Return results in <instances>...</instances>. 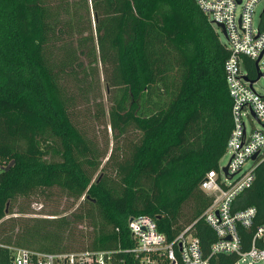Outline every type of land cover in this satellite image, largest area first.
I'll return each mask as SVG.
<instances>
[{
	"label": "trees",
	"instance_id": "16d2710c",
	"mask_svg": "<svg viewBox=\"0 0 264 264\" xmlns=\"http://www.w3.org/2000/svg\"><path fill=\"white\" fill-rule=\"evenodd\" d=\"M89 1L94 28L77 21L87 0H0V264H11L7 246L46 252L129 246L127 218L136 215L150 217L171 240L183 228L188 201L186 221L197 219L195 234L209 255L215 234L201 214L213 196L199 182L217 168L232 128L227 48L195 0ZM244 59L254 78L253 62ZM98 63L111 65L107 82L117 87L107 112L111 129L117 136L129 126L141 133L119 173V192L105 175L93 179L104 152L71 120L62 83L75 81L85 96ZM52 187L87 203L73 214L72 221L86 218L91 226L79 249L65 216L5 218L17 197ZM234 206L256 208L250 227L237 226L245 251L264 226V161ZM236 259L218 253L209 263Z\"/></svg>",
	"mask_w": 264,
	"mask_h": 264
},
{
	"label": "built area",
	"instance_id": "2783aa9c",
	"mask_svg": "<svg viewBox=\"0 0 264 264\" xmlns=\"http://www.w3.org/2000/svg\"><path fill=\"white\" fill-rule=\"evenodd\" d=\"M195 2L210 24L219 27L225 38L223 44L228 56L223 71L231 101L232 128L225 150L229 158L223 166L218 164L216 169L208 170L199 182L200 189L213 196L201 214L215 234L209 255H204L195 234L197 219L183 226L168 240L150 217L136 215L127 218L129 246L56 252L7 246L11 264H210L209 257L218 253L235 255L237 259L232 264L264 260V226L256 229L250 247L245 251L241 250L238 235L237 226L250 227L256 208H234L236 197L252 185L255 170L264 161V94L253 89L254 81L251 83L250 80L254 78L249 76L244 59L247 57L253 62L255 76L260 74L259 77H264V0ZM257 5H260V11L256 16ZM245 120L257 126L247 129ZM257 240H262L261 246L256 244Z\"/></svg>",
	"mask_w": 264,
	"mask_h": 264
},
{
	"label": "rangeland",
	"instance_id": "374dc122",
	"mask_svg": "<svg viewBox=\"0 0 264 264\" xmlns=\"http://www.w3.org/2000/svg\"><path fill=\"white\" fill-rule=\"evenodd\" d=\"M58 0H50L53 5ZM77 0H69L73 4ZM89 6L86 11L85 8H80L79 13L82 14V18L77 21L84 25L91 23L94 28L95 15L90 6V1L87 0ZM260 11V5L255 7L254 15ZM216 30L219 40L225 44V38L220 31V28L216 25L213 26ZM97 70L91 75L92 86L91 90L87 91L84 96L83 90L78 88V83L75 81L67 80L62 82L65 86V93L71 97V106L68 111L71 120L76 127L90 140H92L99 149L104 152L101 157V163L98 169L93 174L95 177L100 178L106 176L107 184L115 189V192H119L118 176L122 170V167L130 159L134 145L140 138V131L129 126L125 129L124 133L117 136L111 129L109 118L107 115L108 108L114 98L117 87L110 84L111 79V65L107 64L105 67L101 63H98ZM253 77L255 78V72L253 71ZM108 79V80H107ZM253 89L260 94H264V77H259L254 81L252 85ZM247 129L252 125L257 126L255 123H251L245 120ZM229 158V154L225 152L219 159V166H223ZM87 203L83 201V196L78 199L71 198L65 194L60 188L52 187L49 189H34L26 196L17 197L11 204V212L6 214L5 218L12 216L17 217L18 221L30 220L35 217H61L65 216L71 221L73 220V214L83 212ZM191 202H186L181 209L180 223L185 226L188 224L186 221L187 216L190 213ZM91 234V226L86 218L81 221H72L71 234L74 248H81L87 243ZM235 264H243L238 261ZM250 264H264V260L251 262Z\"/></svg>",
	"mask_w": 264,
	"mask_h": 264
},
{
	"label": "water",
	"instance_id": "95a60500",
	"mask_svg": "<svg viewBox=\"0 0 264 264\" xmlns=\"http://www.w3.org/2000/svg\"><path fill=\"white\" fill-rule=\"evenodd\" d=\"M220 26L222 27V30H223V32H224V29H223V26L220 24ZM257 63V60L255 61V64ZM259 76H260V74H257L256 76H255V78L254 79H252V80H250V82L252 83V81H255V80H257L258 78H259ZM246 78V77H245ZM251 85V84H250ZM255 157V154L253 155V158ZM224 170H226V167H224Z\"/></svg>",
	"mask_w": 264,
	"mask_h": 264
}]
</instances>
